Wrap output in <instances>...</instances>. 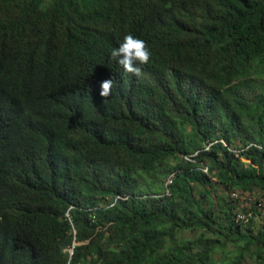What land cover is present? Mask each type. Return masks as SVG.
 <instances>
[{"label": "trees", "instance_id": "16d2710c", "mask_svg": "<svg viewBox=\"0 0 264 264\" xmlns=\"http://www.w3.org/2000/svg\"><path fill=\"white\" fill-rule=\"evenodd\" d=\"M230 190L264 197V0H0V264H264Z\"/></svg>", "mask_w": 264, "mask_h": 264}, {"label": "clouds", "instance_id": "9594fccd", "mask_svg": "<svg viewBox=\"0 0 264 264\" xmlns=\"http://www.w3.org/2000/svg\"><path fill=\"white\" fill-rule=\"evenodd\" d=\"M111 57L118 62V64L124 69L125 72L130 73L136 77H140L142 72L140 66L148 65L150 63L152 52L148 47L146 41L130 34L126 35L123 39V42H121L117 48H114L111 51ZM112 88V80L109 79L101 82L100 95L104 98L105 103L107 102V98L112 95ZM222 142L226 144L224 140H222ZM192 156L194 155L186 156V158L190 159V157ZM171 182L172 177L167 178L166 184L168 185ZM123 198L124 197L117 195L115 201ZM111 205H114V203H112ZM67 215L70 218L69 212H67ZM66 251L72 256L74 253V246L68 247Z\"/></svg>", "mask_w": 264, "mask_h": 264}, {"label": "built area", "instance_id": "2783aa9c", "mask_svg": "<svg viewBox=\"0 0 264 264\" xmlns=\"http://www.w3.org/2000/svg\"><path fill=\"white\" fill-rule=\"evenodd\" d=\"M205 172L207 167H203ZM233 200L240 203L236 210V221L247 224L252 220L264 221V197L259 196L257 192L230 190L226 193Z\"/></svg>", "mask_w": 264, "mask_h": 264}, {"label": "rangeland", "instance_id": "374dc122", "mask_svg": "<svg viewBox=\"0 0 264 264\" xmlns=\"http://www.w3.org/2000/svg\"><path fill=\"white\" fill-rule=\"evenodd\" d=\"M245 148H246V147H243V148L239 149L238 151H240V150H244ZM204 167H205V166H204ZM165 191H166V190H165ZM257 223L260 224V221L258 220ZM246 264H251V262H250V261H247Z\"/></svg>", "mask_w": 264, "mask_h": 264}]
</instances>
